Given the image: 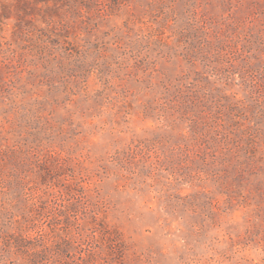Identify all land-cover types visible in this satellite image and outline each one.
I'll return each mask as SVG.
<instances>
[{
  "label": "rangeland",
  "instance_id": "obj_1",
  "mask_svg": "<svg viewBox=\"0 0 264 264\" xmlns=\"http://www.w3.org/2000/svg\"><path fill=\"white\" fill-rule=\"evenodd\" d=\"M0 264H264V0H0Z\"/></svg>",
  "mask_w": 264,
  "mask_h": 264
}]
</instances>
